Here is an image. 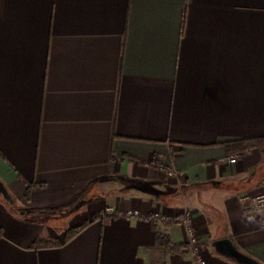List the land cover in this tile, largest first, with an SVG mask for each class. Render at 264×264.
<instances>
[{
	"label": "crops",
	"instance_id": "crops-1",
	"mask_svg": "<svg viewBox=\"0 0 264 264\" xmlns=\"http://www.w3.org/2000/svg\"><path fill=\"white\" fill-rule=\"evenodd\" d=\"M261 139L264 0H0V264H194L187 215L202 261L264 264V154L227 148Z\"/></svg>",
	"mask_w": 264,
	"mask_h": 264
},
{
	"label": "built area",
	"instance_id": "built-area-1",
	"mask_svg": "<svg viewBox=\"0 0 264 264\" xmlns=\"http://www.w3.org/2000/svg\"><path fill=\"white\" fill-rule=\"evenodd\" d=\"M237 159L238 157L234 156V158L230 159L228 163L231 165H234L237 163ZM168 175L170 177H173L177 175V173L175 171H169ZM243 209L245 212H248V213L261 212L262 210H264V196H258L256 198H245L243 200ZM103 215H104V218H103L104 220L112 217L114 215L113 209L106 208ZM133 218H140V215L137 212H129L126 215V219L128 221L132 220ZM146 220H152L154 222H166L167 221L165 218H162L160 216H154ZM180 223L186 228L187 235H188V252L190 256L192 257L194 264H207L205 261H202L198 256L202 245L196 239L194 235V231L191 228L190 216L188 215L185 216L181 220Z\"/></svg>",
	"mask_w": 264,
	"mask_h": 264
},
{
	"label": "rangeland",
	"instance_id": "rangeland-1",
	"mask_svg": "<svg viewBox=\"0 0 264 264\" xmlns=\"http://www.w3.org/2000/svg\"><path fill=\"white\" fill-rule=\"evenodd\" d=\"M264 154V150H262ZM102 189L95 186L88 195L91 199L93 196L100 195ZM98 197V196H97ZM70 205L65 206L64 210L62 212H57L55 215H44V216H38L36 217L37 220L43 222L47 228L54 230L57 234H59V240L60 241H54V242H47V243H53V244H61L62 242H66V238L68 235V232L71 230H74L78 227H74V218L79 213L80 210H83L85 207L80 205L76 206L77 208L69 209ZM68 208V209H67ZM61 207L56 209V211H59ZM67 209V210H65ZM101 220H104V215L102 214L99 216Z\"/></svg>",
	"mask_w": 264,
	"mask_h": 264
},
{
	"label": "water",
	"instance_id": "water-1",
	"mask_svg": "<svg viewBox=\"0 0 264 264\" xmlns=\"http://www.w3.org/2000/svg\"><path fill=\"white\" fill-rule=\"evenodd\" d=\"M0 196L4 198L6 202L9 204H13L12 198L9 195V193L6 191L4 185L0 182ZM42 214H46L49 212H40ZM54 213V212H51ZM28 215H31L32 212L29 211L27 212ZM22 216L25 214L22 212ZM212 248L214 249L215 253L229 261L234 262L235 264H261L254 258L244 254L240 250L236 248L234 245L233 241L230 239H224V240H219L215 241L212 244Z\"/></svg>",
	"mask_w": 264,
	"mask_h": 264
},
{
	"label": "trees",
	"instance_id": "trees-1",
	"mask_svg": "<svg viewBox=\"0 0 264 264\" xmlns=\"http://www.w3.org/2000/svg\"><path fill=\"white\" fill-rule=\"evenodd\" d=\"M228 150L230 152L240 153L244 154L248 151H251L253 149H259L264 150V139L261 140H255V141H248V142H241V143H234L227 146ZM87 226V224H84L74 230H71L68 232L66 242L72 240L74 237H76L81 231ZM157 241L160 245L167 248L169 246V241L161 236L157 237ZM60 245V244H59ZM36 248H47V247H54L58 246V244L53 243H47V242H39L34 245Z\"/></svg>",
	"mask_w": 264,
	"mask_h": 264
}]
</instances>
